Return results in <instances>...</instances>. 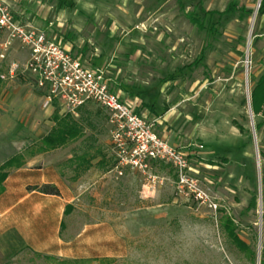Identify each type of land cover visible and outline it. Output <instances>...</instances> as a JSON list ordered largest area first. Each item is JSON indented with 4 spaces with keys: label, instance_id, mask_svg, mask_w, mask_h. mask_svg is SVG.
Wrapping results in <instances>:
<instances>
[{
    "label": "rangeland",
    "instance_id": "obj_1",
    "mask_svg": "<svg viewBox=\"0 0 264 264\" xmlns=\"http://www.w3.org/2000/svg\"><path fill=\"white\" fill-rule=\"evenodd\" d=\"M260 2L53 0L65 17L51 10L46 19L56 18L55 24L27 23L83 67L101 70L110 90L132 102L173 153L166 163L147 161L142 171L117 165V128L99 106L88 103L72 113L52 99L45 107L49 85L38 87L29 48L0 31V159L38 153L54 115L82 128L80 138L37 165L57 164L63 172L52 185L59 192L55 206L45 204L50 211L64 207L61 221L49 224L53 243L37 254L8 231L0 235V264L264 262V120L251 109ZM229 3L235 12L222 14ZM7 4L16 20L25 17ZM20 4L24 9L31 2ZM180 160L182 169L175 166ZM80 172L85 175L77 182ZM224 218L233 220L247 250L228 238ZM34 228L42 233L44 223Z\"/></svg>",
    "mask_w": 264,
    "mask_h": 264
},
{
    "label": "built area",
    "instance_id": "obj_2",
    "mask_svg": "<svg viewBox=\"0 0 264 264\" xmlns=\"http://www.w3.org/2000/svg\"><path fill=\"white\" fill-rule=\"evenodd\" d=\"M0 31L8 40L29 48V67L36 75L38 87L49 85L45 107L51 106L54 99L72 113L88 103L106 112L110 123L117 128L113 139L120 149L115 158L118 166L142 171L147 161L165 162L169 156H173L155 139V135L150 132V125L137 114L134 104L121 101L119 94L110 90V79L101 70L83 67L78 59L56 47L42 31L16 20L4 0H0ZM249 64L247 61L246 67ZM124 143L128 144V156L122 148ZM175 166L182 169L185 163L176 161ZM195 196L202 198L198 193Z\"/></svg>",
    "mask_w": 264,
    "mask_h": 264
},
{
    "label": "crops",
    "instance_id": "obj_3",
    "mask_svg": "<svg viewBox=\"0 0 264 264\" xmlns=\"http://www.w3.org/2000/svg\"><path fill=\"white\" fill-rule=\"evenodd\" d=\"M23 2L25 4L31 2V4L21 9L17 4L21 5L20 3ZM52 2L53 0H6V3L15 6L16 9H19L17 11L25 16L22 18H17L16 16L17 19L24 24H33L38 27H46L50 23L55 24L56 18L51 20L46 19L51 10H55L57 14L65 17L66 13L58 11V8H55ZM83 5L87 4L83 2ZM83 7L85 9V6ZM41 14L44 15L43 21H39L35 17ZM254 61L257 66L255 76L258 78L264 73V10L260 13L257 23V33L254 41ZM53 151L31 153L32 156L29 158H26L25 154L17 152L8 158L0 159V168L11 158L16 157L18 159L15 166L4 170L7 176L1 184L0 235L8 231L18 233L24 245L37 254L44 252L45 248H48L53 243L54 239L48 233L50 221L55 226L58 219L59 222L61 221L62 214L64 213V207L61 210H55L56 207H54L55 209L53 208L52 211L46 208V205L49 203H54L53 206H55L53 199L57 198V196L45 195L35 189L43 185H57L60 183V177L63 172L60 168H57V164H52L49 168H46L44 165L37 167L44 156L50 155ZM46 169L50 172L49 176L51 174V176H55L54 181H51L48 177ZM84 175L85 172H80V178H78L77 182L83 179ZM64 180V183L69 182H65ZM58 211H60L59 216L57 215ZM35 223L40 225L44 223V232L41 233L40 229L35 231Z\"/></svg>",
    "mask_w": 264,
    "mask_h": 264
},
{
    "label": "trees",
    "instance_id": "obj_4",
    "mask_svg": "<svg viewBox=\"0 0 264 264\" xmlns=\"http://www.w3.org/2000/svg\"><path fill=\"white\" fill-rule=\"evenodd\" d=\"M235 5L232 3L228 4V8L221 12L224 13H233L235 12ZM264 10V0L260 2V8L258 11V15ZM242 11H245L242 9ZM216 12H210V14H214ZM191 15V14H190ZM188 15L189 21L197 26V28H203L202 24L199 22L198 19L191 17ZM251 109L254 116H261L262 120H264V73L259 77L258 81L255 83L251 91ZM54 122V126L51 128L50 132L41 139V145L38 147V152H45L49 150H55L61 147H64L68 142H72L82 136V128L80 125L74 121H72L68 117H58L54 115L52 117ZM257 123L255 125L256 131L260 129L261 123ZM240 132H244L243 128L239 125L236 126ZM17 158L13 157L9 159L1 168H0V193L2 192V182L5 180L7 174L4 172L5 169L11 168L16 165ZM37 189L38 192L45 194V195H52L58 196L59 192L55 186L52 185H43ZM69 207V206H67ZM221 227L224 229V232L231 240V242L240 250L245 251L247 250V246L240 241L236 234H235V225L232 219L228 220L224 218L222 219ZM261 264H264L262 262Z\"/></svg>",
    "mask_w": 264,
    "mask_h": 264
}]
</instances>
